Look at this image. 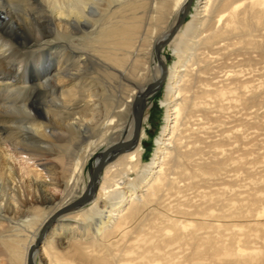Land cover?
Listing matches in <instances>:
<instances>
[{
	"label": "bare ground",
	"instance_id": "bare-ground-1",
	"mask_svg": "<svg viewBox=\"0 0 264 264\" xmlns=\"http://www.w3.org/2000/svg\"><path fill=\"white\" fill-rule=\"evenodd\" d=\"M201 4L0 0V144L55 147L64 167L62 200L10 249L16 264H264V0ZM162 87L146 166L143 116ZM41 167L43 196L58 167ZM6 176L0 159V188Z\"/></svg>",
	"mask_w": 264,
	"mask_h": 264
},
{
	"label": "rangeland",
	"instance_id": "rangeland-1",
	"mask_svg": "<svg viewBox=\"0 0 264 264\" xmlns=\"http://www.w3.org/2000/svg\"><path fill=\"white\" fill-rule=\"evenodd\" d=\"M202 1L198 0L197 3V0H192L191 3L194 6L197 4L198 6H202ZM185 18L188 21L190 18L189 14ZM162 54L167 59V65L172 66L176 60L172 50L166 47ZM151 71H155L154 66H152ZM121 91H123L122 97L124 99L131 94L129 88L122 87ZM164 99L165 87H162L149 100V106L144 112L143 117L145 121L143 122L142 128L144 129L145 136L143 138L142 151L145 153L143 164L146 166H148L153 158L157 148L156 140L160 139L162 129L165 125V106L162 103ZM61 145H66V142L62 141ZM58 152L55 147L49 152L33 153L26 152L22 149L13 150L6 142L0 144V159L3 168L5 170L6 168H11L15 174L13 179L9 176L3 178L10 181L2 184L4 188H0V264H16L13 260L14 254L10 249L28 245L32 238V232H34L33 219L36 215L38 213H45L46 215V212H50V207L46 203H55L62 200L63 188L59 182L64 175V167L62 162L56 158ZM6 161L8 166L6 165L5 167L3 163ZM46 162L54 163L58 167L56 175V182L58 184L46 187L42 196L35 191V184L40 179L48 180L46 178V172L41 167ZM92 163L93 161L88 165L85 175L91 172ZM126 182L130 183L131 178L126 177ZM1 183L2 180L0 179ZM51 233L54 234V232L50 231L48 236ZM67 236L66 233V236L59 238V242L56 244L58 251L61 253H64L67 249ZM74 261V264H80L76 260ZM64 262L60 260L58 264H63ZM36 264L50 263L44 259V256L40 252L36 257Z\"/></svg>",
	"mask_w": 264,
	"mask_h": 264
},
{
	"label": "water",
	"instance_id": "water-1",
	"mask_svg": "<svg viewBox=\"0 0 264 264\" xmlns=\"http://www.w3.org/2000/svg\"><path fill=\"white\" fill-rule=\"evenodd\" d=\"M191 2H192V0H190V3H191ZM185 17H186V15H185ZM185 17L182 19V21H181L182 23H184V22L186 21V18H185ZM139 129H140V126H139V124L137 123V124H136V131H138ZM137 133H138V132H137ZM137 136H138V135H137ZM44 234H45V233L43 232L42 235H41V238L44 237ZM32 254H33V252H30V253H29L28 264H33L32 261H31Z\"/></svg>",
	"mask_w": 264,
	"mask_h": 264
}]
</instances>
